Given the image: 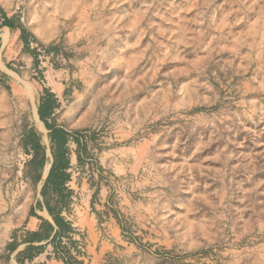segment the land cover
<instances>
[{"label":"rangeland","instance_id":"rangeland-1","mask_svg":"<svg viewBox=\"0 0 264 264\" xmlns=\"http://www.w3.org/2000/svg\"><path fill=\"white\" fill-rule=\"evenodd\" d=\"M0 10L27 36L13 30L4 44L0 31V264H17L24 246L8 245L40 224L29 214L51 164L36 183L24 139L35 129L51 161L35 115L48 79L66 88L57 126L95 138L93 160L71 173L109 193V209L92 208L114 244L100 264H264V0H0Z\"/></svg>","mask_w":264,"mask_h":264},{"label":"trees","instance_id":"trees-1","mask_svg":"<svg viewBox=\"0 0 264 264\" xmlns=\"http://www.w3.org/2000/svg\"><path fill=\"white\" fill-rule=\"evenodd\" d=\"M0 19H3L0 29L6 27L19 30L20 40L23 43L27 42L25 30L14 26L1 10ZM39 65L40 63L36 60V69H39ZM60 107L61 103L56 95L51 89H46L45 95L39 100L38 117L48 131L51 161L47 157V149L42 144V135L35 129H30L24 139L26 149L32 154L29 169L36 183L42 182V172L46 165L51 164V168L46 180L43 181L40 192L42 200L36 203L29 214L30 217H35L40 221L38 229L36 231L26 230L21 241L14 236L13 242L7 247L10 254H15L24 246L14 258L17 264H32L46 252L49 246L53 248L54 257L64 264H84L79 259L84 255L79 250L80 244L84 245V242L77 240V237L83 240V236L69 220L73 197V191L68 186L72 181L70 147L72 144L75 145L78 164L82 165L86 161L93 160L88 143L93 142L95 138L84 131L72 132L57 126L55 114ZM99 190V188L96 190L93 201L97 198ZM108 207V205L105 206L106 209H109ZM37 211L46 212L51 220L38 216ZM94 213L100 219V215L96 211ZM112 213L119 222L121 215ZM120 224L123 225V222L121 221ZM123 227V234H125V227Z\"/></svg>","mask_w":264,"mask_h":264},{"label":"crops","instance_id":"crops-1","mask_svg":"<svg viewBox=\"0 0 264 264\" xmlns=\"http://www.w3.org/2000/svg\"><path fill=\"white\" fill-rule=\"evenodd\" d=\"M54 18L51 16L50 19ZM3 19H0V24ZM1 30H5L4 34V44H8L12 38L11 29L2 28ZM18 38V36H17ZM47 86L49 89H52V92L59 99L65 93V87L63 84L57 82L56 80H47ZM36 119L40 124V127L43 131H45L44 124L40 121L38 114L35 109ZM71 148V169L74 165L78 164V159L76 155V148ZM50 166L47 167L46 171L48 173ZM46 173V174H47ZM72 174V173H71ZM69 188L73 191L72 197V206L71 212L69 214L70 218H74L76 216V222L74 226L78 229L79 233L84 237V257L87 258L88 264H100L102 257L105 253L110 251L114 244L109 235L103 234L99 229V223L96 219L94 213H92V207H96L98 211H101L105 208L108 203L109 193L108 190L104 187H101L98 194V201L93 203V197L96 192L95 189L91 188L86 182L76 183L72 176V181L69 183ZM46 213V212H45ZM45 219L51 220L46 213L44 216ZM39 224H35L30 228L29 231H36L38 229ZM116 235V236H115ZM116 242H118L119 237L121 238L120 233L115 234ZM118 237V238H117ZM121 240V239H120ZM32 264H64L62 261L56 259L53 255V248L49 246L44 254L38 257ZM85 264V263H84Z\"/></svg>","mask_w":264,"mask_h":264},{"label":"bare ground","instance_id":"bare-ground-1","mask_svg":"<svg viewBox=\"0 0 264 264\" xmlns=\"http://www.w3.org/2000/svg\"><path fill=\"white\" fill-rule=\"evenodd\" d=\"M46 173H47V171H46Z\"/></svg>","mask_w":264,"mask_h":264}]
</instances>
